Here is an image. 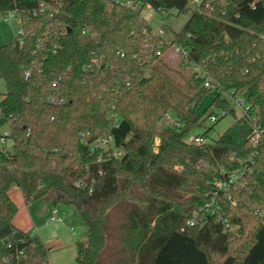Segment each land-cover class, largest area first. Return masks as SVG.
<instances>
[{
	"label": "trees",
	"instance_id": "trees-1",
	"mask_svg": "<svg viewBox=\"0 0 264 264\" xmlns=\"http://www.w3.org/2000/svg\"><path fill=\"white\" fill-rule=\"evenodd\" d=\"M52 1L0 0V14L17 12L25 33L23 46L19 36L0 46V136L10 129L14 149L0 148V264L49 263L43 241L14 226L15 187L28 204L76 209L88 229L77 264H264V143L234 202H222L236 230L210 215L187 226L222 170H238L253 153L251 127L225 94L243 96L264 125V0H202L172 42L198 70L176 75L161 61L134 58L146 40L139 14L115 0H59L58 13L40 10ZM189 1L140 0L178 15L191 11ZM199 70L217 85L210 108L235 118L203 147L185 142L202 126L198 109L212 91ZM112 111L119 128H109ZM168 113L180 127L162 124ZM107 132L124 155L97 164L90 145Z\"/></svg>",
	"mask_w": 264,
	"mask_h": 264
},
{
	"label": "built area",
	"instance_id": "built-area-1",
	"mask_svg": "<svg viewBox=\"0 0 264 264\" xmlns=\"http://www.w3.org/2000/svg\"><path fill=\"white\" fill-rule=\"evenodd\" d=\"M194 2L197 4V7H199L202 0H194ZM60 4L61 3L59 0H53L52 3H41L40 10H48L58 13ZM114 4L139 14L140 19L144 24L142 33L145 35L146 40L143 54L140 56H135V59L137 58L138 61L142 63H150L153 60H158L163 57L162 46L169 45V47H171L176 54L185 58L186 61L188 60L187 51L174 46L172 43L167 44L164 41V30H155L152 28L151 24L144 20L143 15L145 12H156L155 9H153L151 6H144L140 0H115ZM0 20L5 22L17 21L20 24L21 29L18 33L19 44L23 46L25 33L22 29V19L20 15L17 12L0 14ZM94 64H98V62L94 61ZM30 75L31 73L29 71L26 72V78H29ZM198 76L202 79L204 88L211 90H215L217 88L214 80L205 71L199 70ZM55 85L56 84H54V86ZM225 98L232 104L236 111L237 118H242L249 123L251 127V133L248 137V146L252 148L253 153L247 160L239 162L240 167L238 170L232 172H226L222 170L224 179L216 182L215 186L213 187V191L207 195V203L199 211L193 214L192 218L187 222V226L194 227L197 225H203L206 221V216L210 215L213 216L216 221L223 226L225 231L234 232L236 228L230 223V220L222 206V202L223 200L234 202L232 192L245 186L246 176L252 172L253 165L255 164V158L258 155V147L261 143H264V125L261 122L259 116H257L254 111H252L251 105L247 103L243 96L231 92L225 94ZM52 102L57 104L58 100L54 99ZM225 116H227V112L222 109L219 115L211 114L209 118L213 123H217ZM54 120L55 116L51 117V121ZM108 120L110 129L119 128L121 120L120 116L116 112H110L108 115ZM162 124L165 126L180 127V123L174 118L172 114L169 113L162 118ZM10 137L11 130H2L0 136V148L6 149L7 141L10 139ZM185 142L188 145H196L200 147L210 144L208 142L207 136L194 134L189 135L185 139ZM159 143L160 140L157 138L153 147V151L155 153L158 152ZM115 145L114 136L109 132L102 135L96 142L92 143L90 145V150L91 152L97 154L96 163L101 164L105 159H121L124 155V149H118L115 147ZM77 186H80V183H77ZM261 218L264 224V213L261 214ZM49 220L53 224H65L64 218L59 215L58 207L51 208ZM69 231L72 232L73 228H69Z\"/></svg>",
	"mask_w": 264,
	"mask_h": 264
},
{
	"label": "rangeland",
	"instance_id": "rangeland-1",
	"mask_svg": "<svg viewBox=\"0 0 264 264\" xmlns=\"http://www.w3.org/2000/svg\"><path fill=\"white\" fill-rule=\"evenodd\" d=\"M189 2L191 11L186 14L178 15L176 11H171L169 13L145 12L143 18L147 23L151 24L153 29L164 30L165 34L163 36V39L167 44H171L174 41L175 35L183 29L184 25L189 20L192 11L197 8V4L194 2V0H190ZM20 29V24L17 21L5 22L3 20H0V46H4L13 42L14 39L18 36ZM158 61L162 62L161 67L163 69L171 72L174 75H176L177 72L184 74L187 72L193 73L198 70L197 67L189 65L185 58L176 54L174 50L169 47V45L167 47V50H163V57L158 59ZM6 93L7 86L4 79L0 75V103ZM215 96L216 91L212 90L202 101L198 109V113L203 115L205 113L206 114L202 119V126L197 128L193 132L194 135H206L209 143H213V141L217 140L219 136L227 131V129L230 128L235 121V118L232 115L223 117L217 123H213L210 120L209 117L211 114L219 115L221 111V109L219 110L215 107L210 108V104ZM5 130L10 129L7 128ZM6 150L10 153L14 152L13 142L11 139H8L7 141ZM38 205L45 208L47 207L48 209V203L45 200L35 201L34 206ZM59 210L65 218V224L61 226H67V228L73 227L75 229V239L77 238V240L75 241L81 244L86 243L88 239V229L83 224V221L76 209L71 205L63 204L59 206ZM65 249L66 247H64L63 249L51 250L50 259L51 257H53L55 264H77L76 257L78 250H75L73 245L72 247H69L66 250ZM216 260L214 264H219V261Z\"/></svg>",
	"mask_w": 264,
	"mask_h": 264
},
{
	"label": "crops",
	"instance_id": "crops-1",
	"mask_svg": "<svg viewBox=\"0 0 264 264\" xmlns=\"http://www.w3.org/2000/svg\"><path fill=\"white\" fill-rule=\"evenodd\" d=\"M10 196L18 207V213L13 221L16 228L39 237L43 243L49 247L50 253L51 250L63 249L64 247L67 249L72 247V245L75 250H78L79 243L75 241L77 240L74 236L75 229L69 227L73 228V231L70 232L67 226L65 227L50 222L49 218L52 208L50 203L47 202L48 209L47 207L45 208L39 205L34 206V202L28 204L26 203L22 192L16 187L10 191ZM59 215L64 218L60 210ZM50 253L48 264H55L53 257L50 259Z\"/></svg>",
	"mask_w": 264,
	"mask_h": 264
}]
</instances>
